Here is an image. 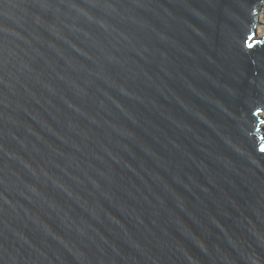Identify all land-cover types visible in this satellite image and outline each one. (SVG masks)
Returning <instances> with one entry per match:
<instances>
[{
	"label": "water",
	"instance_id": "water-1",
	"mask_svg": "<svg viewBox=\"0 0 264 264\" xmlns=\"http://www.w3.org/2000/svg\"><path fill=\"white\" fill-rule=\"evenodd\" d=\"M264 0H0V264H264Z\"/></svg>",
	"mask_w": 264,
	"mask_h": 264
},
{
	"label": "rangeland",
	"instance_id": "rangeland-1",
	"mask_svg": "<svg viewBox=\"0 0 264 264\" xmlns=\"http://www.w3.org/2000/svg\"><path fill=\"white\" fill-rule=\"evenodd\" d=\"M259 20L261 22L257 27V33H258V35H262L264 33V8L262 9ZM262 115H264V112L262 113ZM262 125L264 126V123Z\"/></svg>",
	"mask_w": 264,
	"mask_h": 264
}]
</instances>
